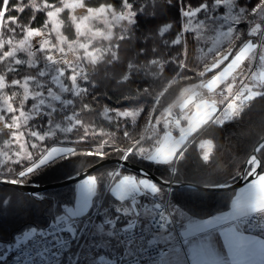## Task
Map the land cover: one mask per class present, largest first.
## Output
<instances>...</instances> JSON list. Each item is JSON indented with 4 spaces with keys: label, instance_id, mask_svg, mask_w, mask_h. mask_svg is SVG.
I'll list each match as a JSON object with an SVG mask.
<instances>
[{
    "label": "snow or ice",
    "instance_id": "obj_1",
    "mask_svg": "<svg viewBox=\"0 0 264 264\" xmlns=\"http://www.w3.org/2000/svg\"><path fill=\"white\" fill-rule=\"evenodd\" d=\"M177 4L179 16L185 19V23L172 39V45H180L182 37L189 31L193 33L194 42L200 43L202 37L199 32L205 28L213 33L221 30L219 34L226 40L220 47L214 45L207 49L206 56L209 53L211 55L202 66L189 67L182 58L187 55L186 47L171 61L177 66L175 71L179 80L191 79L182 74L185 70L195 72L201 78L197 88L205 89L213 95L205 98L203 92H195L186 87L181 98L157 114L163 92L156 94L148 109L145 127L154 128L161 122L179 127L183 120H188L187 131H191L192 118L186 110L194 98L198 99L195 105L196 115L200 117L198 125L232 121L240 116L249 102L264 97V0H255L254 3L202 0L195 7L186 0H177ZM61 5L57 7L54 3H48V0H43L42 4L30 0L29 5L0 0V29L13 34L6 39L0 38V50L4 49L5 44L9 46L8 51H0V61H9L8 72H17L15 66L25 64L35 69L34 74L12 79L10 83L6 80V74H0V113H4L0 114V131L10 130L13 140L19 145L14 153L15 159L6 152L3 155L13 164H19L22 160L27 162V166H22L18 173H13L11 167L6 172H0V181L11 185L23 184V178L70 157L98 156L104 159L109 155L104 150L105 145L119 153L123 161L138 157L156 166H170L174 173L175 164L184 155L186 130L182 127L179 140H174L169 132L163 141H155L159 146L154 148L144 146L145 137L137 136L128 129L122 133L128 142L126 147H121L114 140L111 143L104 140L95 148L85 150H78L75 146L41 148L38 143L25 139L27 133L28 137L36 141H44L46 137L57 136V131L71 133L77 126L83 128V135L72 143H82L90 134L95 135L92 126L85 125L80 118V112L92 110V106L84 102L89 95V86H85L84 82L90 81V66L99 62L112 64L120 59L117 51L120 45L110 43L103 49L95 47L92 51H89V46L97 37L111 42L114 28L119 30L115 33L116 41L129 40L130 26L137 24L138 13L143 11L134 7V0H120L119 7L109 3L93 8L88 7L84 0H61ZM28 6L36 11L47 10V20L42 27L22 25L18 23L17 16H6L11 12L23 13ZM64 9H70L73 13L76 9L84 10L79 17L75 14L72 16L73 22L79 19L83 23L91 17L101 20L105 31L92 32L89 29L85 33L81 31V24L76 23L77 36H84L85 42L79 39L69 42L60 32L63 21L59 15ZM200 13H204V16L196 20V26L192 27ZM35 18L33 15L32 20ZM9 24L15 27H9ZM161 24L162 27L157 25L153 35L158 33L164 36L173 28L170 21H162ZM17 28L26 33L23 39H15ZM53 32L56 33V43L52 41ZM245 36L249 38L242 39ZM37 37L40 39L33 44L32 40ZM163 43L168 45L169 41L164 40ZM79 49L84 50L82 55H77ZM143 50L141 48L140 52ZM18 52L26 53L27 59L18 58ZM254 65L259 66V73L254 71ZM152 66H158L160 71L164 67L155 58L146 64L130 62L117 83L128 82L136 75L147 76ZM152 72L159 74L155 69ZM208 73L211 75L203 79ZM90 86L95 88V84ZM16 87L22 89V93L13 91L9 95L4 91ZM185 93L190 95L184 97ZM140 95L151 96L153 93L148 87H141L134 91L132 98ZM17 96L20 99L14 105ZM30 99L32 104L26 107ZM77 107L80 112L76 110ZM174 108L178 111L174 112ZM69 111L71 115L67 114ZM103 111L106 119L109 118L107 114L113 111L116 118H132L131 122L135 125L136 118L144 112V108L117 111L104 107ZM7 114H12L10 120H6ZM45 118L46 124L27 127L30 121ZM22 126L25 131L20 130ZM41 128L44 129L43 133ZM106 135L110 138L114 136L113 133ZM13 140L8 143L11 144ZM210 144L211 141H205L200 144V148L204 149ZM28 146L36 152L29 151ZM262 151L264 142L259 143L254 154L246 160L242 178L254 179L235 196L232 210L226 214L210 219H193L166 198V190L172 182L154 181L147 172H143L140 178L135 175L121 177L119 171L110 172L108 175L112 182L105 192L98 191L97 177L89 175L79 181L73 207H64L63 214L56 215L47 228L28 227L15 237V243L9 244L5 251H16L18 264H97V256L101 252L107 253L110 258L99 255L100 264H256L257 259L260 264H264V240L246 236L241 230L244 225H248L249 230H264V157L258 155ZM203 161H209L207 152L203 155ZM8 173H13L17 178H5ZM117 177L121 178L117 181ZM228 186L227 182L220 185ZM106 194L113 198L108 203H105ZM226 224L229 226L224 227ZM215 232L223 238L226 256H220L211 242ZM0 248L4 246L0 245ZM3 258V254H0V261Z\"/></svg>",
    "mask_w": 264,
    "mask_h": 264
},
{
    "label": "trees",
    "instance_id": "obj_2",
    "mask_svg": "<svg viewBox=\"0 0 264 264\" xmlns=\"http://www.w3.org/2000/svg\"><path fill=\"white\" fill-rule=\"evenodd\" d=\"M120 0H84V3L90 6H98L101 3H113L115 7H119ZM132 2V0H130ZM193 7L197 6L202 0H186ZM242 3H254L255 0H241ZM13 3H22L29 5L30 0H13ZM38 4H42L43 0H37ZM48 3L56 5L61 3V0H48ZM134 7L142 9L138 13V21L134 26H130V39L126 41H116L115 33L119 30L114 28L113 40L110 42L105 40L96 42L97 47L105 48L110 43H119L120 47L117 50L120 59L107 64L99 62L95 66H91L90 81L84 82L85 86H89V95L85 97L84 102L92 106L91 111L80 112V118L85 125H91L95 130V135L90 134L87 140L82 143L74 144L73 140L83 135V128L77 126L73 128L71 133H61L57 131V136L46 137L44 141H36L25 135V139H30L33 143H38L41 148H47L54 143H68L77 147L78 150L95 148L104 140L119 144L121 147L128 146V142L123 138L122 133L125 129L132 131L137 136L145 137L144 146L151 147L156 138L161 134L162 129L146 128L145 121L149 107L156 94L163 92L160 97V104L157 106V114L163 108L168 106L179 95L185 85L199 81L195 72L185 70L183 75L191 77L189 80H179L176 76V64L171 62L173 57H178L182 49L186 47L187 55L182 57L186 60L190 68L202 66L197 58V42L193 40V33L189 31L182 37L180 45H172L171 41L175 34L181 31L182 24L185 19L179 16V5L177 0H134ZM47 10L36 11L32 7H25L23 13L11 12L7 15L18 17V23L30 27H38L42 25ZM226 11V9H225ZM35 15V20H32ZM204 16V13L198 14L194 19L192 27L196 26V20ZM162 21H170L173 28L168 30L164 36L158 33L153 35L157 25L162 27ZM9 27L15 25L9 24ZM202 31V30H201ZM26 33L17 28L15 39L19 40ZM12 33H7L0 29V38L12 36ZM148 37V38H145ZM247 39V37H242ZM164 40H168L169 44L165 45ZM239 47V42H237ZM143 48V52L140 49ZM155 48V51H153ZM9 46L5 44L3 50L8 51ZM158 59L164 65L160 71L158 66H152L159 74H153L152 69H149V74L136 75L128 82L117 83V80L122 77L127 71V64L130 62H138L146 64L151 59ZM165 61H169L165 63ZM0 70L5 72L9 80L13 78L19 79L23 74L29 72L23 65L19 66L17 72H8L7 66H1ZM32 73V71L30 72ZM211 73L206 74L207 78ZM175 81V82H174ZM95 84V88L91 87ZM148 87L153 95H140L133 97L136 89ZM166 89V90H165ZM93 94L95 99H93ZM125 97H130L125 99ZM78 99V98H77ZM104 107L115 109L117 111L126 110L129 108L143 107L144 112H141L135 120V125L132 124V118L115 117V112L110 111L106 119ZM71 115V111L67 113ZM155 120V117H154ZM46 124L45 120L34 119L29 122L27 127H32L36 124ZM66 126V124H62ZM24 126L21 127L23 131ZM43 133L44 129H40ZM25 131V130H24ZM10 131H0V146L6 147L5 142L10 138ZM91 132V130H90ZM107 133H113L110 138ZM201 135H208L212 140V150L209 154V161L204 162L201 154V148L198 144V139ZM264 136V97H259L249 102L239 117L232 121H227L224 124H215L209 122L202 126L198 134L193 137L184 147L183 157L175 164L176 171L172 173L170 166H156L140 158H132L131 162L142 165L163 179H169L171 176L177 181H188L203 185L224 184L225 182H233L237 180L243 170H245V162L252 155L253 148L256 142ZM8 137V139H7ZM151 137L152 139H148ZM17 144V143H16ZM28 148L31 151L30 146ZM19 149L18 147L15 148ZM105 151L109 153L107 157H120V154L111 150L105 145ZM15 152V151H14ZM259 156L264 157V151L259 153ZM98 156H76L61 160L51 166L45 167L42 170H37L27 178H23L25 182H36L39 184L48 183L60 180L74 174L91 164L99 161ZM21 164L11 167L13 173H18L22 170ZM118 164L116 162L105 163L92 169L90 174L97 177L98 191L105 192L110 185L111 178L108 175L113 172ZM120 173L135 172L140 174L138 170L128 166H121ZM13 173H8L6 178H17ZM119 177L116 178V180ZM75 181L54 187H48L40 191L41 195H35L30 192L21 190L8 184H0V242H10L15 236L27 229L35 226L38 228H47L50 221L58 214H63V208L72 204L75 200ZM235 189H214V188H199L186 184L177 185L171 188L170 201L177 204L183 211L195 218L209 216L215 212L221 211L229 207ZM113 198L106 194L105 203H108ZM8 203L5 204L4 201Z\"/></svg>",
    "mask_w": 264,
    "mask_h": 264
},
{
    "label": "rangeland",
    "instance_id": "obj_3",
    "mask_svg": "<svg viewBox=\"0 0 264 264\" xmlns=\"http://www.w3.org/2000/svg\"><path fill=\"white\" fill-rule=\"evenodd\" d=\"M109 3H101L98 6H90V7L96 8V7H99V6L103 5V4H109ZM110 4L113 5V3H110ZM56 6L57 7H60L62 5L60 3V4L56 5ZM74 14L77 17H79L81 15V13H76V12L73 13L72 10H70V9H64V11L61 12L60 15H59V19L63 21V23H62V25L60 27V32L64 36H66L68 38V41L69 42H72L73 40H76V39H79L80 42H85V37L84 36H79V37L77 36V30H76V26H75L76 23H80L81 24V31L82 32H85V33H88V30L89 29H91L92 32H96V31L104 32L105 31V25H104V23L101 20L93 19L91 17H90V19L88 21H84L83 23H81V21L79 19H77L75 21V23H74L73 20H72V16ZM46 20H47V16L45 14V17H44V19L42 21V25L44 24V22ZM42 25H40L38 27H42ZM49 27L51 28L52 25L50 24ZM69 27H71V29ZM34 28H37V27H34ZM112 31H114V29H112ZM220 31L221 30H217L216 32L213 33L209 28L202 29V31L200 30L199 34L202 37V41L200 43H198V45H197V58H198V61L200 62L201 65H203L205 63L206 59L209 58L210 55H211L209 53L206 56V53H207V49L208 48L213 47L214 45L216 47H220L221 45H224L226 43L225 38L222 37V36H220V34H219ZM55 36H56V33L53 32L52 33V41H53V43H56L57 42L56 39H55ZM23 38H21V39H23ZM247 38H249V37H247ZM252 39H255V38H252ZM98 41L102 42V41H104V39L102 37L95 38L92 41V43L90 44V46H89V51H92L95 47H97L99 45V44L95 45V43L98 42ZM35 42H36V40L33 39L32 40V43L35 44ZM83 51H84L83 49H79V51L77 52V55H82L83 54ZM17 57L18 58H22V59H27L26 53H23V52H18L17 53ZM230 59H231V57H230ZM0 62L2 64L1 66H4V65L5 66H8V64H9V61L8 60H4V61H0ZM23 66L29 72H26L25 74H23L22 77H20L19 79H22L24 75L34 74L35 73V69L28 68L26 64L23 65ZM15 67L18 68L19 66H15ZM253 67L255 68V66H253ZM258 67L259 66L257 65L255 71H257ZM31 71H32V73H30ZM0 74H5V72H3V71L0 70ZM13 79H17V78H13ZM6 80L10 83L12 79L9 80L7 78V76H6ZM200 80L197 81V82H195V83L186 85L184 88L187 87V88L192 89L193 91L195 90V92H200L201 89L197 88V85H199L201 83ZM52 87L55 88L54 85H52ZM183 89L181 90V92L179 93V95H177V97L173 100V102H171L169 105L174 104L177 101L178 98H181V94L183 93ZM4 91L8 92L9 95L13 91H16L18 93H22V89H20L18 87H16V88H6ZM189 95L190 94L185 93L184 94V97H188ZM205 98H208V96L206 95ZM19 99H20L19 96H17L15 98V101H13L14 105H15V102L18 101ZM196 103H198V99H195L194 98L193 99V103L192 104H189L188 109L186 110V112L188 113V115L192 118L191 123L193 124V129L191 131H187L188 126H189V121L188 120H183L181 122V125L179 127L175 126L174 124L173 125H165L163 122H161L160 124L155 125V128L162 129L160 136L158 138H156V140L159 139L160 141H163L164 136L167 133H169V132L171 133V136H172V138L174 140H179V138H180V128L181 127L186 130V136H185L184 145L187 143V141L191 137H193L194 135L198 134V132L200 131V129L202 128L203 125H198V123H197V121L200 119V117H198L196 115V107H195ZM31 104H32V101L31 102H27V106L26 107H29ZM169 105L166 106L165 108H168ZM165 108H163V109H165ZM173 111L176 112V111H178V109L174 108ZM201 112H203V107L201 108ZM0 114H4V113H0ZM11 115L12 114H7L6 115V120H10ZM58 119H59V117H58ZM9 134H10V132H9ZM7 139H8V137H7ZM9 140H13L11 134H10V138L5 142L6 147L0 146V172H6L9 167H13V166L18 165V164H13L11 162V160L6 159L5 156L3 155V153L6 152L8 154V156H11L13 159H15V156H14V153L15 152L14 151H17L18 150V149L15 150V148L16 147L19 148V145L16 144V142L14 140H13V142L11 144H9L8 143ZM205 141H211V144L210 145H206L205 148L202 149V155H204L205 152H207L208 155H209V153L211 151V147H212V140H211V138L208 135H201L199 137V139H198V144L200 145L201 143H204ZM64 146H72V145H70L68 143H54V144L48 146L47 148H50V147H64ZM156 146H159V145H157L156 143H154L151 147L154 148ZM28 150L31 151L29 148H28ZM31 152L35 153L36 150L35 151H31ZM19 164H21L23 166H27V162L26 161H23V160ZM89 175H92V174H89ZM22 232L18 233L17 235L22 234ZM14 243H15V238L12 241H10V242H0V245H3L4 246V248H0V253H2L3 256H5V254H6V251L5 250H6L7 246L9 244H14Z\"/></svg>",
    "mask_w": 264,
    "mask_h": 264
},
{
    "label": "water",
    "instance_id": "obj_4",
    "mask_svg": "<svg viewBox=\"0 0 264 264\" xmlns=\"http://www.w3.org/2000/svg\"><path fill=\"white\" fill-rule=\"evenodd\" d=\"M84 10L82 9H76L75 12H78V13H81L83 12ZM35 40L37 38H34ZM264 142V136H262L255 144V147L259 144V143H262ZM255 147L253 148V151H252V154H254V149ZM259 155V154H258ZM111 162H118L122 165H126V166H129L131 168H134L140 172H147L149 173V175L153 178V180L155 181H158V182H162L164 181V179H162L159 175H157L156 173H154L153 171H151L150 169L142 166V165H139L137 163H134V162H131L130 160L128 161H123L120 159V157H106L104 159H100L99 161L91 164L90 166L74 173V174H71L69 175L68 177L66 178H63V179H60V180H56V181H52V182H48V183H43V184H39V183H35V182H30V183H27V182H24L23 184H17V185H11V184H8V185H11V186H14L16 188H19L21 190H24V191H27V192H30L32 194L36 193L37 191H41L43 189H46L48 187H54V186H58V185H63V184H67V183H71V182H74L78 179H81L82 177L86 176L87 174H89L92 169H94L95 167L97 166H100L102 164H105V163H111ZM245 170H243L244 172ZM243 172L241 173L240 177L233 181V182H229L227 183L229 186L228 187H220V185L222 184H216V185H203V184H196V183H193V182H188V181H176L174 179H169V181H171V187H174V186H177V185H181V184H186V185H190V186H196V187H199V188H214V189H235V188H238L239 186H241L242 184H244L245 182L249 181L252 179V177H249L247 180L246 179H243L242 178V174ZM0 184H7V183H3L2 181H0Z\"/></svg>",
    "mask_w": 264,
    "mask_h": 264
},
{
    "label": "crops",
    "instance_id": "obj_5",
    "mask_svg": "<svg viewBox=\"0 0 264 264\" xmlns=\"http://www.w3.org/2000/svg\"><path fill=\"white\" fill-rule=\"evenodd\" d=\"M255 66V68H254V71L256 70V67H257V65H254ZM259 71H260V68L258 67V69H257V73H259ZM208 78V77H207ZM207 78H203V79H207ZM201 81V80H200ZM195 83V82H194ZM192 84V83H191ZM189 85V84H188ZM186 86V85H185ZM184 86V87H185ZM183 87V88H184ZM195 91V90H194ZM200 92H203L204 94H205V96L207 95V96H209V95H213V94H208L207 93V90H203V89H201V91ZM205 125V124H204ZM195 136V135H194ZM193 136V137H194ZM193 137H191L188 141H187V143L193 138ZM186 143V144H187ZM186 144L184 145V147L186 146ZM200 146V145H199ZM211 150H212V147H211ZM211 152V151H210ZM201 154H202V149H201ZM210 154V153H209ZM203 156V155H202ZM123 175H135V176H137V178H140V176L142 175V174H137V173H135V172H124V173H121V177L123 176ZM87 176H89V175H87ZM87 176H85V177H83V178H81V179H79L77 182H76V184H75V197H76V195H77V185H78V183H79V181H81V180H83V179H85V178H87ZM121 177H119L118 179H117V181L121 178ZM254 178H252L251 180H249V181H247V182H245L244 184H242L241 186H239L238 188H236L235 189V191H234V194H233V197H232V200L235 198V196L237 195V194H239L242 190H244V189H246L247 188V186H248V184L249 183H251L252 182V180H253ZM232 200H231V203H230V205H229V207H227L226 209H224V210H221V211H218V212H215V213H213V214H211V215H209V216H206V217H201V218H195V217H193V216H191L193 219H196V220H203V219H210V218H212V217H214V216H216V215H222V214H226V213H228V212H230L231 210H232V208H231V205H232ZM74 204H75V200H74V202L72 203V204H69V205H67L66 207H73L74 206ZM180 208V207H179ZM181 209V208H180ZM182 210V209H181ZM183 211V210H182ZM185 212V211H184ZM186 213V212H185ZM187 215H189L188 213H186ZM229 225L228 224H226V225H224V227H228ZM242 231H243V234L244 235H246V236H253V237H255V238H257V239H260V240H264V230H258V231H254V230H249V228H248V226L247 225H244L243 226V229H241ZM211 242H212V244L214 245V247H215V249H216V252L220 255V256H226L227 255V249L224 247V245H223V238L220 236V234L218 233V232H215L214 233V235L212 236V238H211ZM256 264H260V261H259V259H257V261H256Z\"/></svg>",
    "mask_w": 264,
    "mask_h": 264
},
{
    "label": "built area",
    "instance_id": "obj_6",
    "mask_svg": "<svg viewBox=\"0 0 264 264\" xmlns=\"http://www.w3.org/2000/svg\"><path fill=\"white\" fill-rule=\"evenodd\" d=\"M167 199L169 200L168 196H167ZM258 229L259 228H252V230H258ZM9 253L11 255V263L10 264H18V261L16 259L17 252L16 251H10Z\"/></svg>",
    "mask_w": 264,
    "mask_h": 264
},
{
    "label": "flooded vegetation",
    "instance_id": "obj_7",
    "mask_svg": "<svg viewBox=\"0 0 264 264\" xmlns=\"http://www.w3.org/2000/svg\"><path fill=\"white\" fill-rule=\"evenodd\" d=\"M65 22V21H64ZM70 29H71V27H69ZM37 39H40L39 37L37 38ZM69 55H71V53L69 54ZM43 65H41V67H42ZM28 102H31V99L28 101ZM0 128H2V125H0ZM4 130H6V131H10V130H8V129H3V131ZM25 129L23 128V131H24Z\"/></svg>",
    "mask_w": 264,
    "mask_h": 264
}]
</instances>
